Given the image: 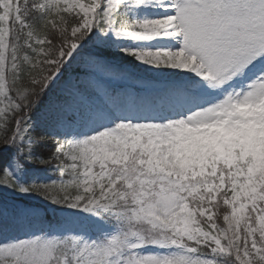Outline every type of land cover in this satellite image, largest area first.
<instances>
[{"label":"snow or ice","instance_id":"obj_1","mask_svg":"<svg viewBox=\"0 0 264 264\" xmlns=\"http://www.w3.org/2000/svg\"><path fill=\"white\" fill-rule=\"evenodd\" d=\"M0 264H264V0H0Z\"/></svg>","mask_w":264,"mask_h":264}]
</instances>
